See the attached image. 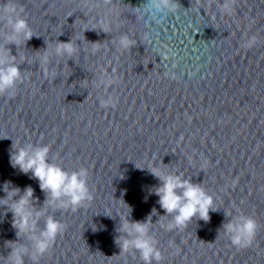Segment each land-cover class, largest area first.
<instances>
[{
  "label": "water",
  "instance_id": "1",
  "mask_svg": "<svg viewBox=\"0 0 264 264\" xmlns=\"http://www.w3.org/2000/svg\"><path fill=\"white\" fill-rule=\"evenodd\" d=\"M15 2L34 35L6 44L0 23V47L11 49L25 77L15 98L0 96V198L5 181L31 186L36 208L66 224L40 264H143L138 252L120 254L115 239L123 216L144 221L153 208L151 234L159 241L161 264H264V0H237L230 16L221 11L223 0H210L200 12L194 0H179L180 11L151 28L136 19L134 7L143 0H114L110 33L97 23L107 13L102 4L90 12L84 0ZM124 33L137 45L120 52L111 41ZM253 35L258 44L243 48ZM71 40L78 54L56 56L55 45ZM45 49L54 79L40 70ZM102 71L119 83L95 88ZM111 94L119 98L117 106L101 107ZM13 141L50 146V162L69 172L86 167L93 202L76 212L47 208L39 181L11 166ZM205 159L209 167L202 170ZM153 164L214 196L217 210L208 222L194 219L183 231L160 226L165 211L152 191L160 182L138 168ZM241 212L260 225L247 248L233 246L223 233ZM11 220L0 205V264L11 251L5 241L17 239ZM20 242L30 246L26 238Z\"/></svg>",
  "mask_w": 264,
  "mask_h": 264
},
{
  "label": "clouds",
  "instance_id": "2",
  "mask_svg": "<svg viewBox=\"0 0 264 264\" xmlns=\"http://www.w3.org/2000/svg\"><path fill=\"white\" fill-rule=\"evenodd\" d=\"M194 3L196 12H200L201 8L210 7V0H194ZM101 4L107 9V13L97 23L100 25L99 29L110 33L109 15L114 11V0H100L99 3H94L93 0H84L82 7L91 12L99 8ZM236 4L237 0H223L220 5L221 11L225 16L233 15ZM181 7L179 0H143V3L134 9L136 19L144 23L145 27L151 28L152 23L162 25L169 14L176 15ZM23 13L24 7L15 0L0 3V23H4L6 26L3 33L6 44L19 45L32 39L33 30ZM213 19L215 18L213 17ZM148 37V33L145 32L143 39ZM258 42V37L253 35L242 46L245 49H251ZM111 43L117 51L123 52L131 51L137 45V40L124 33L119 38L113 39ZM97 44L99 43L93 45ZM53 51L58 57L71 58L78 54L79 49L75 41L71 40L67 43L58 42ZM97 51L98 49L93 47L92 54H96ZM50 57L51 52L45 49L40 56V70L45 78L54 79L57 77V72L50 68ZM21 59L26 58L21 57ZM24 80L20 65L11 55V49L0 47V96L15 98L18 84H23ZM84 83L87 84L88 81L84 80ZM118 83V78L102 71L99 79L94 81V86L97 89L101 87L108 89ZM118 101L119 98L111 94L107 98L101 99L100 105L103 108H115ZM12 149L10 153L11 166L24 174L31 173V178L39 181L40 189L46 194L45 206L47 208L76 212L93 202L94 194L89 187V170L86 167L69 172L59 164L50 162L51 147L48 145L37 146L28 143L25 146H20L13 141ZM209 163L208 160H203L202 170L207 169ZM138 168H147L160 182L159 186L154 187L152 191L159 197L158 204L165 211V215L160 217L159 223L166 231H183L194 219L208 222L210 211L217 210L214 196L209 194L202 184L193 183L191 179H186L180 174L165 172L154 164ZM3 191L6 195L0 198V205L5 206V215L8 212L12 213L11 224L17 236L14 241H5V246L11 249L4 257L5 264H26V257L31 261V264H40L42 258L53 249L57 238L66 230V224L57 220L54 215H47L45 210L36 208L37 201L31 186L21 189L12 185L11 181H5ZM130 212L129 208L128 213L130 214ZM154 215H157L155 208L144 221H132L127 216H123V222L117 230L120 235L115 239V243L121 249L120 254L129 253L135 256L138 252L139 259L143 261V264H153V262L161 264L164 256L158 247L159 241L151 234ZM45 216L46 219H44ZM169 217L171 219H168L167 223H163L165 218ZM41 219H44L42 229L39 227ZM259 229L258 221L242 212L223 225L224 235L230 238L231 244L237 248L250 247ZM25 238L30 242V246L20 242ZM169 243L172 246L174 244L172 241Z\"/></svg>",
  "mask_w": 264,
  "mask_h": 264
}]
</instances>
